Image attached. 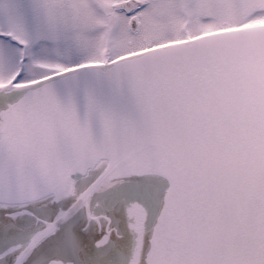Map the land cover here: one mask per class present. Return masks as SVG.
<instances>
[{
  "label": "snow or ice",
  "instance_id": "6c2138e0",
  "mask_svg": "<svg viewBox=\"0 0 264 264\" xmlns=\"http://www.w3.org/2000/svg\"><path fill=\"white\" fill-rule=\"evenodd\" d=\"M0 264H264V0H0Z\"/></svg>",
  "mask_w": 264,
  "mask_h": 264
}]
</instances>
